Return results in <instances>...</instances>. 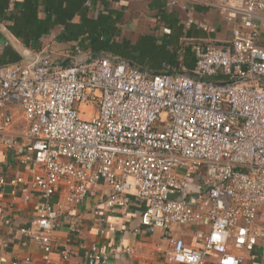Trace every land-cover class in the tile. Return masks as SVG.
Returning <instances> with one entry per match:
<instances>
[{
	"label": "built area",
	"instance_id": "built-area-1",
	"mask_svg": "<svg viewBox=\"0 0 264 264\" xmlns=\"http://www.w3.org/2000/svg\"><path fill=\"white\" fill-rule=\"evenodd\" d=\"M165 1L187 12L195 2L214 5ZM219 6L236 22L232 40L197 45L190 75L150 74L103 56L62 65L46 55L0 68V149L33 172L31 180L1 177L0 190L9 184L25 202L39 198L20 232L46 264L61 214L86 199L127 214L135 198L141 226L167 233L170 263L206 264L216 253L220 264H242L229 246L264 243V0ZM194 23L189 16L186 25ZM21 120L26 129L15 134ZM95 215L104 221L99 210ZM191 225L203 228L195 233L198 247L172 233ZM86 259L109 264L97 245Z\"/></svg>",
	"mask_w": 264,
	"mask_h": 264
},
{
	"label": "crops",
	"instance_id": "crops-1",
	"mask_svg": "<svg viewBox=\"0 0 264 264\" xmlns=\"http://www.w3.org/2000/svg\"><path fill=\"white\" fill-rule=\"evenodd\" d=\"M0 1L9 2L5 16L16 13L22 18L21 11H16L14 4L24 0ZM209 1L214 5L195 2L192 4L194 10L187 12L169 6L165 0H86L84 16L75 12L67 26L60 23L42 35L17 26L16 31L23 33L17 36L10 29L14 20L0 18V68L33 62L46 55H51L62 65L103 56L115 63L133 64L140 59L136 62L138 67L151 73L165 70L166 65L174 75H188L196 67L197 45L209 41L224 45L233 37L236 22H228L219 5L234 4L235 0ZM189 16L195 20L191 26L186 25ZM47 18L41 6L38 19ZM260 22L261 45H264V19ZM201 24L215 28L216 32L204 31ZM98 34L101 39L93 41ZM62 36L66 39L63 40ZM6 50L9 54L5 56ZM14 53L19 62L13 63ZM21 122H24L23 127ZM25 129L26 123L21 120L14 133L20 134ZM32 173L27 166L20 165L14 152L0 149V178L9 181L20 175L31 180ZM130 194L134 196V190ZM38 204L36 194L25 202L21 191L13 194L9 184L0 190V264H46L40 247L20 232L30 226ZM96 210L100 211L103 222L95 215ZM142 210L135 198L127 214L122 211L111 214L94 199L67 208L60 217L62 227L54 233L55 250L50 264H88L86 251L92 245L105 252L109 264H175L167 260L171 249L167 233L163 230L151 233L143 228L140 224ZM263 222L264 210H261L259 223ZM200 230L203 228L191 225L173 227L172 233L188 246L198 247L195 233ZM65 248L71 253L68 260L61 255ZM128 249L131 252H127ZM229 252L241 257L242 264H264V243L260 241L252 250L229 246ZM206 264H220V256L210 253Z\"/></svg>",
	"mask_w": 264,
	"mask_h": 264
},
{
	"label": "trees",
	"instance_id": "trees-1",
	"mask_svg": "<svg viewBox=\"0 0 264 264\" xmlns=\"http://www.w3.org/2000/svg\"><path fill=\"white\" fill-rule=\"evenodd\" d=\"M85 1L86 0H24L23 2L16 1L14 4L15 10L21 11L22 18L18 17L16 13H11L10 16H5L6 10L9 7V2L0 1V18H3L4 20H14V26H12L10 29L17 36L23 35L22 32L18 33L16 31L17 26H21L20 28L28 29L30 31L35 30V33L42 35L45 33H49L51 29H53L60 23L67 26L68 22L73 19L75 12H78L82 16H84V13H86L87 10L84 6ZM41 6L44 7L45 13L48 15V18L45 20L38 19V12ZM62 39L64 40L66 39V37L62 36ZM100 39V34L92 38L93 41ZM4 54L5 56L8 55L9 51L6 50ZM12 59L13 63L19 62V57L16 53H14V57ZM135 61L138 62L140 61V59H137ZM136 62H132L133 64L130 65L142 70L140 67H138ZM164 67L165 70L167 69L166 71L163 70L156 73L169 72L167 66L164 65ZM148 73L156 74L151 72Z\"/></svg>",
	"mask_w": 264,
	"mask_h": 264
},
{
	"label": "rangeland",
	"instance_id": "rangeland-1",
	"mask_svg": "<svg viewBox=\"0 0 264 264\" xmlns=\"http://www.w3.org/2000/svg\"><path fill=\"white\" fill-rule=\"evenodd\" d=\"M20 125H22V127H23V125H24V122H21V124ZM20 133H22V131H20Z\"/></svg>",
	"mask_w": 264,
	"mask_h": 264
}]
</instances>
